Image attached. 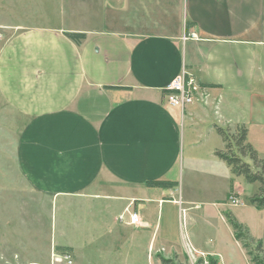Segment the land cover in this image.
Wrapping results in <instances>:
<instances>
[{
	"label": "crops",
	"instance_id": "0c3cea01",
	"mask_svg": "<svg viewBox=\"0 0 264 264\" xmlns=\"http://www.w3.org/2000/svg\"><path fill=\"white\" fill-rule=\"evenodd\" d=\"M88 7L90 21L81 16ZM182 71L203 88L184 109L163 90ZM2 104L22 122L9 148L32 190L56 200L120 197L121 212L144 200L159 213L185 204L188 245L223 262L216 245L190 239L188 212L218 206L223 192L239 196L214 153L224 145L215 125L243 126L264 154V0H0ZM153 179L176 185L147 186ZM134 212L141 226L131 213L119 219L149 228ZM167 229L155 222L148 249L173 245Z\"/></svg>",
	"mask_w": 264,
	"mask_h": 264
},
{
	"label": "rangeland",
	"instance_id": "374dc122",
	"mask_svg": "<svg viewBox=\"0 0 264 264\" xmlns=\"http://www.w3.org/2000/svg\"><path fill=\"white\" fill-rule=\"evenodd\" d=\"M90 11V8L89 12L82 10L81 16L90 21ZM97 13L103 17L101 9H97ZM1 106L0 264H202V260L210 262L209 264H253L252 258L257 259L258 264H264V205L257 207L249 200L258 191L257 181L247 182L243 176H234L233 181H230L239 193L238 203L231 201L223 192L218 198V206L209 203L201 209L188 212L190 239L202 248L216 245V250L221 251L224 256L223 262H218V259L211 256L199 255V251L188 245L185 210H181V207H186L185 204L178 207L164 203L159 213L157 203L144 200L136 202L142 204L140 207H126L121 212L127 200L120 197L94 201L89 197L56 200L32 190L16 169L9 148L17 136L16 126L22 122L8 107L3 104ZM196 126L198 131H204L205 126L199 124V120ZM227 132L230 136L237 131L236 128H229ZM216 140L219 142V139ZM257 141L264 148V143L259 139ZM246 142L249 143L247 140ZM229 144L237 152L234 141L230 140ZM224 146L225 144L222 150L226 151ZM251 146L253 147L252 144ZM257 154L259 158H264V154H259L258 151ZM242 159L250 164L253 171L258 169L247 155L242 156ZM112 193L120 195L116 191ZM105 203L112 209L105 210ZM134 210L144 215L150 223L149 228L143 229L146 227L143 224V227L134 229L132 225L126 226L119 219L121 214L125 215V219L128 218L129 213ZM93 211L95 216L91 217ZM105 214L107 218H101ZM227 216L241 225L243 239L235 238ZM101 219L105 220L102 222ZM156 221L158 226L170 231V236L174 239L172 246L165 244L161 250H152V247L148 249V239ZM141 224L140 217L139 226ZM142 233H145V238L141 236ZM132 234L137 237L133 239ZM244 243L247 244L246 247L243 246ZM63 255H69L71 262L64 260ZM210 258H213V262ZM164 260L170 262L165 263Z\"/></svg>",
	"mask_w": 264,
	"mask_h": 264
},
{
	"label": "trees",
	"instance_id": "16d2710c",
	"mask_svg": "<svg viewBox=\"0 0 264 264\" xmlns=\"http://www.w3.org/2000/svg\"><path fill=\"white\" fill-rule=\"evenodd\" d=\"M66 36L74 40L75 42H80L85 38L83 33L79 32H67ZM229 128H223L221 126L215 125L216 132L221 136L222 141L225 144L226 151L222 149L215 150V155H217L220 159L224 160L226 164L230 167L231 172L236 176H243L247 182H255L259 183L258 191L254 195L249 197V200L252 204H255L257 207H262L264 205V158H259L257 151L251 146V144L246 142V129L243 126H239L236 128V134L230 135L228 134ZM233 137V138H232ZM230 140L234 141V146L236 151L232 150L231 145L229 144ZM248 156L253 165L258 168L255 171L251 169L250 164L243 161L242 156ZM147 186L150 187H169L176 185V182L170 180L163 179H153L148 180L146 182ZM229 218L230 224L233 228L235 238L237 240L243 239L242 234L240 232L241 225L235 221L231 216H227ZM259 248H261V244H258ZM244 247L247 246L246 243L243 244ZM213 262V258H210ZM165 263H169L170 260H164ZM253 264H258L257 259H251ZM210 263V262H209Z\"/></svg>",
	"mask_w": 264,
	"mask_h": 264
},
{
	"label": "built area",
	"instance_id": "2783aa9c",
	"mask_svg": "<svg viewBox=\"0 0 264 264\" xmlns=\"http://www.w3.org/2000/svg\"><path fill=\"white\" fill-rule=\"evenodd\" d=\"M193 37V34H191ZM187 38V37H185ZM164 96L170 106L184 109L187 105L197 100L203 88L190 76L186 71H182L173 77L163 88ZM230 200L238 203L237 197L229 196ZM130 223L140 224V216L137 212H131ZM64 260L70 263L69 255H63ZM203 256V255H202ZM203 258V257H202ZM202 264H209L208 261L202 260Z\"/></svg>",
	"mask_w": 264,
	"mask_h": 264
}]
</instances>
